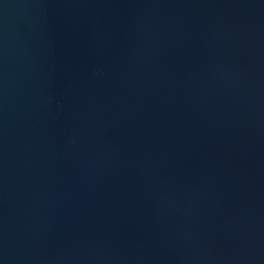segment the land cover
I'll list each match as a JSON object with an SVG mask.
<instances>
[{
	"label": "water",
	"instance_id": "1",
	"mask_svg": "<svg viewBox=\"0 0 264 264\" xmlns=\"http://www.w3.org/2000/svg\"><path fill=\"white\" fill-rule=\"evenodd\" d=\"M0 264H264V0H0Z\"/></svg>",
	"mask_w": 264,
	"mask_h": 264
}]
</instances>
